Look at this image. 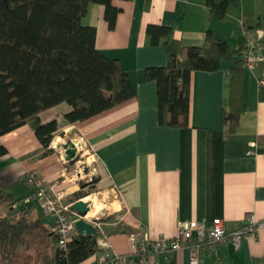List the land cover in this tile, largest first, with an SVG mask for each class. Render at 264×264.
<instances>
[{
    "label": "crops",
    "instance_id": "0c3cea01",
    "mask_svg": "<svg viewBox=\"0 0 264 264\" xmlns=\"http://www.w3.org/2000/svg\"><path fill=\"white\" fill-rule=\"evenodd\" d=\"M111 3L119 8L114 27L108 26L105 7L97 2L89 3L81 21L95 26L96 47L120 60L135 96L74 122L64 117L71 109L65 101L42 110L40 120L55 119L58 126L47 148L29 123L0 135V144L7 148L0 156L1 185L22 197V204L32 206L34 217L51 229L54 217L43 212L25 179L30 170L43 175L66 201L76 190L86 192L90 184L104 191L103 200L111 207L105 216H112L110 221L101 220L105 230L122 222L154 238L175 234L182 220L209 223L220 216L225 230L231 231L248 212L264 217V63L242 70L240 113L234 131L222 120L224 108L229 107L233 61L223 60L213 71L191 72L185 126L159 122L156 81L145 78L146 67L166 63L164 47L150 43L146 24L169 26L181 45H202L210 28L233 51L255 28L264 30V0H236L221 19L211 15L206 0ZM56 137L59 140L53 144ZM76 138L90 153L89 160H84L88 166L78 169L79 160L66 159L63 148L66 140ZM81 168L87 170L82 176ZM90 195L100 201L96 193L86 194L84 199ZM128 235L108 233L111 253L123 255L116 264H189L187 246L159 251L137 262L130 253ZM102 258L99 248L76 264H100ZM26 261L34 264L32 258L14 264ZM198 264H264V226L242 238L237 248L225 239Z\"/></svg>",
    "mask_w": 264,
    "mask_h": 264
},
{
    "label": "trees",
    "instance_id": "16d2710c",
    "mask_svg": "<svg viewBox=\"0 0 264 264\" xmlns=\"http://www.w3.org/2000/svg\"><path fill=\"white\" fill-rule=\"evenodd\" d=\"M236 0H206L211 15L223 18ZM91 2L102 3L110 28L119 8L111 0H0V135L29 123L37 139L48 147L57 133L55 119L42 122L39 112L62 101L71 105L64 113L69 122L82 120L135 96L127 72L118 58L107 56L95 45L96 28L83 24ZM145 33L152 45L161 44L166 63L148 66L145 78L157 85L159 122L185 126L189 115L190 76L193 70L213 71L221 61L230 67L229 107L222 120L234 131L239 120L241 75L245 44L233 51L208 28L202 45H181L173 30L148 23ZM245 43V42H244ZM7 148L0 144V156ZM27 181V175L25 176ZM84 184V183H82ZM86 195L76 190L68 201ZM0 182V260L3 264L33 259L34 264H76L99 249L96 234L78 231L65 247L56 232L34 217ZM112 216L100 217L110 221ZM111 232H135L117 222Z\"/></svg>",
    "mask_w": 264,
    "mask_h": 264
},
{
    "label": "built area",
    "instance_id": "2783aa9c",
    "mask_svg": "<svg viewBox=\"0 0 264 264\" xmlns=\"http://www.w3.org/2000/svg\"><path fill=\"white\" fill-rule=\"evenodd\" d=\"M245 51L243 54L244 67L253 69L257 64L264 63V30L255 28L254 33L245 40ZM79 151L82 142L79 139L72 140ZM79 169V174L82 172ZM27 183L33 188V196L39 201L45 214L54 217V228L58 236V245L65 247L67 241L77 232L74 221L80 216L71 208L73 201H66L64 194L55 191L53 185H49L43 175L34 170L27 172ZM90 208V202H88ZM87 217V216H86ZM93 217V216H92ZM94 228L96 242L102 250L103 258L100 264H116V260L123 258L122 254L110 251V242L100 217H87ZM264 226V217L256 218L253 213L248 212L246 218L237 228L226 231L224 220L220 216L213 217L209 223H198L192 220L178 222L176 233L173 235L159 234L152 238L148 234L137 232L129 233L130 253L135 255L137 262L146 261L149 255L159 251L178 250L185 246L190 248L189 264H198L206 252H211L225 239H229L237 248L242 238L250 234H256L257 230Z\"/></svg>",
    "mask_w": 264,
    "mask_h": 264
},
{
    "label": "water",
    "instance_id": "95a60500",
    "mask_svg": "<svg viewBox=\"0 0 264 264\" xmlns=\"http://www.w3.org/2000/svg\"><path fill=\"white\" fill-rule=\"evenodd\" d=\"M63 148H64L66 159L75 158L76 153H77V148L71 139L63 143ZM84 196L76 199L71 204V208L80 215H84L85 212L89 209L88 202L87 200L84 199ZM74 224H75L77 231L81 234L92 235L95 233V228L93 224L87 219L83 218L82 216L75 219Z\"/></svg>",
    "mask_w": 264,
    "mask_h": 264
},
{
    "label": "rangeland",
    "instance_id": "374dc122",
    "mask_svg": "<svg viewBox=\"0 0 264 264\" xmlns=\"http://www.w3.org/2000/svg\"><path fill=\"white\" fill-rule=\"evenodd\" d=\"M69 140V139H68ZM67 141V140H66ZM89 151H87V150H85V147L84 146H81V147H79V151H77V153H76V156H75V160H79L78 162V166L76 165V169H78V167H82V165L84 164L85 165V167L86 166H88L85 162L86 161H84V160H89ZM80 160H83V161H80ZM73 167L72 168H74V166L75 165H72ZM88 168V167H87ZM89 168H90V166H89ZM81 172H82V174H84L87 170H84V168H81V170H80ZM87 176H89V175H87ZM82 178H85V177H82ZM90 193H96L97 194V197H98V199L103 203V204H105V206L100 202V201H95L96 202V204H98L99 205V207L101 208V211L96 215V216H98V217H102V216H105L106 214H107V211L109 210V208H111V207H108L107 206V203H106V201L105 200H103V198L105 197L106 198V196H105V194H104V191H102V192H99V189L98 188H96V185L95 184H90V185H88L87 186V190H86V194H90ZM104 198V199H105ZM86 216V215H85ZM88 218L89 217H91V218H93L92 216H87ZM29 261H26V263L25 264H27Z\"/></svg>",
    "mask_w": 264,
    "mask_h": 264
},
{
    "label": "bare ground",
    "instance_id": "6f19581e",
    "mask_svg": "<svg viewBox=\"0 0 264 264\" xmlns=\"http://www.w3.org/2000/svg\"><path fill=\"white\" fill-rule=\"evenodd\" d=\"M58 138H54L52 143L56 144L58 142ZM85 200H87V202H90V208L85 212V215L86 216H96L100 211H101V208L99 207L98 204H96V198L92 195H90V197H86Z\"/></svg>",
    "mask_w": 264,
    "mask_h": 264
}]
</instances>
